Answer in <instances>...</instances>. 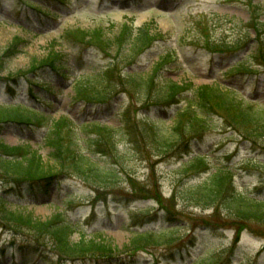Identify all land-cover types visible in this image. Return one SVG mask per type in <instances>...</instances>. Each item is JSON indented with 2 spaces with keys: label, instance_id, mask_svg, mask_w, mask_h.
I'll list each match as a JSON object with an SVG mask.
<instances>
[{
  "label": "rangeland",
  "instance_id": "rangeland-1",
  "mask_svg": "<svg viewBox=\"0 0 264 264\" xmlns=\"http://www.w3.org/2000/svg\"><path fill=\"white\" fill-rule=\"evenodd\" d=\"M65 1L0 0V112L23 113L21 108L29 107L44 113L43 121L35 125L2 124L0 143L26 147L54 174L51 183L33 182L0 170V264H94L97 259L61 260L58 251L46 250L37 242L45 235L8 220L2 201L9 210L39 221L61 215L77 228L72 242L101 241L121 250L120 260L127 264H191L199 256L214 252L221 256V264H264V238L258 236L257 225L245 228L239 246L227 251L237 227L233 218L225 212L211 218V210L172 199L174 186L188 182L181 166L198 155L205 156L213 167H230L240 191L264 199V138L256 140V145L245 141L214 115L212 128L202 138L175 147L168 157L157 156L152 141L143 139L151 130L173 123L178 105L160 108L154 100L156 90L165 82L195 87L221 85L245 101L264 106V28L257 32L248 26L253 18L255 24L258 15L264 23V0ZM131 22L136 34L143 27L152 34L150 47L135 50L119 40L124 25ZM97 31L101 39L95 37ZM84 39L97 47L82 42ZM16 44L12 55L10 47ZM215 48L224 49V53L215 52ZM52 58L57 59L60 71L43 68L33 72L50 64ZM163 58L167 60L161 63ZM240 62L254 73L234 75ZM99 73L102 77L93 86L114 98L105 105L80 100L76 89L81 84H93L89 75ZM133 73L148 77L159 74V80L144 90L149 94L146 100L130 78H124ZM187 97H191L190 92L180 99L181 106L186 105ZM13 106L21 108L13 111ZM58 119L71 123L69 137L63 132L58 139L50 132ZM94 123L117 130L113 140L123 169L118 184L99 196L94 183H87L72 167L63 169V160L58 157V146L95 154L96 148L90 146L98 135L85 127ZM50 138L58 141L57 148ZM98 158L114 165L111 156L99 154ZM207 176L189 181L200 182ZM152 184L159 188V204L155 199L141 200L134 189ZM161 206L174 213L175 243L130 256L124 248L135 233L170 228ZM202 221L211 226L206 228ZM184 242L191 248L178 247Z\"/></svg>",
  "mask_w": 264,
  "mask_h": 264
},
{
  "label": "trees",
  "instance_id": "trees-1",
  "mask_svg": "<svg viewBox=\"0 0 264 264\" xmlns=\"http://www.w3.org/2000/svg\"><path fill=\"white\" fill-rule=\"evenodd\" d=\"M252 20L249 23V27L253 28V30L255 29L257 32H262L264 23L260 21L259 15L255 18V24H253ZM94 34L97 39H101V37L97 36L99 35L98 31ZM120 36L119 40H123L125 45H130L131 49L135 50L148 48L154 41L153 36L148 34L145 29L138 30L136 34L132 25H124ZM97 39L94 38L95 42ZM82 42L95 44L85 39ZM99 43L101 44V42ZM224 47L226 46L224 45ZM10 48L12 49V55H15L17 44ZM9 52H11L10 49H8ZM166 60V58H163L161 63L166 62ZM49 62L50 64L47 63L36 67L33 72L40 71L43 68H54L53 70H57L55 69L57 59L53 60L52 58ZM240 64L239 67L243 65V63ZM239 72L243 74L246 71ZM101 77L100 73L99 75H89L88 80L92 81L93 84H81L76 90L77 97L87 98L90 102L99 103L111 98V95L93 86L94 82H99ZM124 78H130L132 84L138 90V94H143L147 87H150L152 83L155 84L159 80V74L148 77L133 73L128 76L125 74ZM189 92L191 93V97H187V105L181 106L177 110L173 123L171 125H164L160 129H153L151 130L152 133L148 132L143 138L144 140L150 139L152 141L157 150V156L161 158L168 157L173 153L175 147L180 148L181 146L190 145L193 141L201 138L211 128V119L214 115L220 116L245 141L256 145V140L264 138V107H261L257 103H248L239 99L227 88L211 85L195 87L192 84L183 86L173 81L165 82L156 90L154 95L155 104L167 107L172 104L181 103L180 99ZM143 96V99L146 100L149 94L146 95L144 93ZM36 120H39L38 116L36 117V115L28 112H15V114L0 112V126L3 123H31ZM87 127L95 130L98 134V138L92 142L90 147L96 148L97 153L113 157V166L108 165L105 161L99 162L91 156L77 153L72 149L61 150V146H58L60 156L57 153L56 155H58L59 159L63 160L65 169L73 167L86 182L94 183L95 192L99 195L111 186L118 184L121 180L120 177L123 173L122 165H120L122 164L121 157H119V151L113 140L116 130L100 126L99 124ZM52 129L53 134L59 135L64 132L68 137L73 131L71 123L67 119L55 121ZM50 140L51 145L57 148L58 141L51 138ZM0 154H2L0 155L1 171L4 170L7 174H14L31 180L51 181L52 178L49 177H51L53 169L46 168L39 157L31 155L26 147H9L0 143ZM180 171L184 172L182 174L186 173L188 182L183 183V181H180L174 186L172 199H181L192 206L204 210H212L211 218L219 217L225 212L237 222L233 244L227 251L232 252L237 248L241 233L245 228L250 229V224L257 225L259 228L258 236L264 238V199L253 198L239 191L235 184L234 174L228 166L212 168L207 162L206 157L194 156L181 166ZM201 173L209 174L200 182L192 183L189 181ZM134 189L141 194L140 198L143 200L155 199L158 204L162 200L157 185L152 184L150 188ZM135 190L134 192L136 193ZM1 208L8 220L26 225L33 229L32 232L45 235L46 238L37 242L45 243V247L51 251H58L61 254L59 255L61 260L75 262L94 255L98 262H118L120 253H123L121 250L106 245L101 241L97 242L95 239L87 241L81 239L79 242H72L71 238L76 229L63 219L61 215H57L46 221H39L29 215L18 214L9 210L7 204L3 201ZM160 208L165 212L168 222L173 223V220H175L173 211L164 206ZM202 224L207 227L211 226L205 221H202ZM172 231L173 227L160 232L151 231L135 234L130 244L124 248V251H129V253L127 252L128 254L135 255L139 251H146L150 248L171 246L175 243ZM190 239L193 242L194 236L192 235ZM182 245L186 246L187 244L184 242L178 247L182 248ZM217 254L213 253L207 257H199L192 264H221V256ZM121 264L124 263L121 261Z\"/></svg>",
  "mask_w": 264,
  "mask_h": 264
}]
</instances>
